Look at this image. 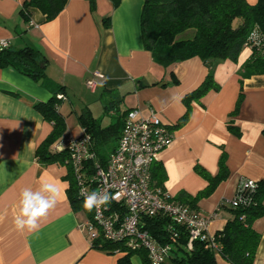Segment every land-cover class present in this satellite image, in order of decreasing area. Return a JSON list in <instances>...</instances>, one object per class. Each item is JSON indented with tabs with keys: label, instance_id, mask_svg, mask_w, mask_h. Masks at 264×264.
<instances>
[{
	"label": "crops",
	"instance_id": "crops-1",
	"mask_svg": "<svg viewBox=\"0 0 264 264\" xmlns=\"http://www.w3.org/2000/svg\"><path fill=\"white\" fill-rule=\"evenodd\" d=\"M27 1L0 0V39L9 40L11 49L39 50L46 58L49 85L11 67L0 68V264H119L121 254L91 247L84 227L87 215L74 210L68 198L67 167L36 159L35 149L51 125L33 105L48 101L62 86L59 112L66 136L84 133L77 116L88 109L101 127L115 124L113 139L132 108L174 126L185 112L183 97L202 83L209 69L198 57L166 68L152 60L141 33L143 0H120L117 6L111 0H95L93 10L87 0H67L48 22L36 8H29V18L25 17L21 8ZM250 54L246 47L236 62L215 64L212 74L219 89L192 103L188 121L172 131L170 142L157 156L166 174L163 189L175 197L180 191L195 195L203 190L208 182L196 166L214 176L225 155L227 177L195 205L200 215L210 217L207 231L211 236L222 231L230 218L229 201L240 180L264 178V74L243 79L240 74ZM90 77L96 83L93 92L85 86ZM79 89L92 96L75 99ZM72 99L79 100L78 106ZM104 115L110 116L108 122ZM42 181L60 189L56 208L38 232L18 231L14 222L20 194L25 187L36 190ZM252 227L260 234L253 264H264V216ZM215 260L230 264L218 254ZM130 264L143 263L134 254Z\"/></svg>",
	"mask_w": 264,
	"mask_h": 264
},
{
	"label": "trees",
	"instance_id": "trees-1",
	"mask_svg": "<svg viewBox=\"0 0 264 264\" xmlns=\"http://www.w3.org/2000/svg\"><path fill=\"white\" fill-rule=\"evenodd\" d=\"M87 1L93 10L95 0ZM119 1L111 0L113 6H117ZM66 2L67 0H28L22 5L21 12L29 18V8H36L48 22L64 9ZM140 26L144 48L150 52L156 64L166 68L175 62L198 57L209 69L202 83L183 97L185 112L174 126H168L171 133L188 121L193 102H199L209 91L219 89L212 74L216 63L224 60L236 62L243 49L249 47L251 54L242 65L241 79L264 74V0H256L253 4L247 0H143ZM189 30L192 33L180 38L181 34ZM45 63V56L33 47L0 50V68L11 67L19 74L47 87L49 80L45 73ZM173 81L177 82L176 78ZM63 88L58 86L48 101L33 105L44 121L51 125L49 134L36 147L35 157L45 165L58 163L67 167L64 178L69 183L67 194L70 204L76 211H85L87 218L91 219L92 211L84 209V200L78 195L77 182L69 165V154L66 150L57 151L53 148L55 143L67 137L66 123L59 112L61 100L56 97ZM237 106L238 103L236 108ZM77 121L90 137V148L97 162L105 166L113 150L107 155L99 152V149L111 139L112 133L116 134L115 124L101 127L88 109L77 116ZM230 129L234 130L231 126ZM120 133L113 138L116 144ZM196 171L208 185L195 195L180 191L175 197H171L194 212H197L196 203L207 197L227 177L225 155L220 158L216 175H210L199 166H196ZM165 179L163 167L155 161L150 169V185L155 190L164 192ZM230 211L231 216L222 231L213 235L215 247H211L209 241L200 239L194 240L191 247H188L187 227L173 223L163 215L142 216L139 224L159 243L170 245L168 258L163 264H216L217 254L230 264H253L260 234L253 229L252 223L264 216V178L256 181L253 189L245 191L240 202L230 204ZM91 247L109 254H121L119 264H130V257L134 254L140 256L143 264H150L145 250L130 249L123 241L112 242L100 236L93 240Z\"/></svg>",
	"mask_w": 264,
	"mask_h": 264
},
{
	"label": "built area",
	"instance_id": "built-area-1",
	"mask_svg": "<svg viewBox=\"0 0 264 264\" xmlns=\"http://www.w3.org/2000/svg\"><path fill=\"white\" fill-rule=\"evenodd\" d=\"M7 48L10 41L0 39V50ZM85 86L93 92L94 78L86 79ZM56 97L64 99L61 93ZM171 138L168 125L157 115L144 116L138 108H132L124 117L119 139L105 166L97 162L86 133L77 137L70 135L55 143V150H66L69 154V165L82 200L92 191L107 192L111 197L108 205L93 209L92 218L84 224L90 243L100 236L112 242L123 241L130 249L145 250L150 264H163L170 245L159 243L139 224L142 216L163 215L187 227L188 247L196 239L207 240L215 247L213 236L207 231L210 217L190 210L187 205L172 200L168 192H159L150 185V169ZM249 181L253 187H245ZM255 182L240 180L229 203L240 202L245 191L255 187Z\"/></svg>",
	"mask_w": 264,
	"mask_h": 264
},
{
	"label": "clouds",
	"instance_id": "clouds-1",
	"mask_svg": "<svg viewBox=\"0 0 264 264\" xmlns=\"http://www.w3.org/2000/svg\"><path fill=\"white\" fill-rule=\"evenodd\" d=\"M245 187H253L252 181H249ZM20 195L19 213L15 217V227L18 231L38 232L50 212L56 208L60 189L52 182L42 181L36 190L25 187ZM110 202L111 197L107 192L101 194L99 191H92L84 196L83 207L87 211H92L95 208L104 207Z\"/></svg>",
	"mask_w": 264,
	"mask_h": 264
},
{
	"label": "rangeland",
	"instance_id": "rangeland-1",
	"mask_svg": "<svg viewBox=\"0 0 264 264\" xmlns=\"http://www.w3.org/2000/svg\"><path fill=\"white\" fill-rule=\"evenodd\" d=\"M190 33H192V30H189V31H187V32H185V33H183V34H181L180 35V38H185V37H187ZM87 88V87H86ZM87 90L88 91H90L88 88H87ZM87 90H84V89H79V90H77V93H76V97H75V99L76 98H78L77 96H84V95H86V96H92V94H90ZM75 99H72V100H75ZM75 103H76V106H78V103H79V100H75L74 101ZM104 117L106 118V122H108L109 120H110V116H108V115H104ZM70 119H73V117H71ZM69 118H68V120H70ZM114 144V141H113V139H110V140H108V142L106 143V145L105 146H103V147H101L100 149H99V152H101V153H104V154H109L110 153V151H111V148H112V145Z\"/></svg>",
	"mask_w": 264,
	"mask_h": 264
}]
</instances>
